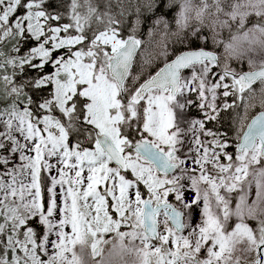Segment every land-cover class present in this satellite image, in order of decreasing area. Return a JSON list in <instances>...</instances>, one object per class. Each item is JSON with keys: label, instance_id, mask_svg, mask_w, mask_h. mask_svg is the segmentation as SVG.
<instances>
[{"label": "snow or ice", "instance_id": "1", "mask_svg": "<svg viewBox=\"0 0 264 264\" xmlns=\"http://www.w3.org/2000/svg\"><path fill=\"white\" fill-rule=\"evenodd\" d=\"M0 264H264V0H0Z\"/></svg>", "mask_w": 264, "mask_h": 264}, {"label": "trees", "instance_id": "2", "mask_svg": "<svg viewBox=\"0 0 264 264\" xmlns=\"http://www.w3.org/2000/svg\"><path fill=\"white\" fill-rule=\"evenodd\" d=\"M191 115L196 116V115H198V113L196 112L195 109H193Z\"/></svg>", "mask_w": 264, "mask_h": 264}]
</instances>
